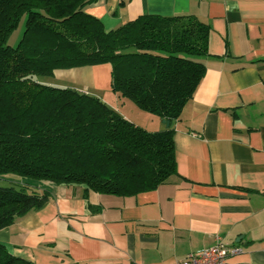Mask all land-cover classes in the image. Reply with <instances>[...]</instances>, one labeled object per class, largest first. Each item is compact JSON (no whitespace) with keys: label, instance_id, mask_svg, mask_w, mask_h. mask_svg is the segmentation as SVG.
I'll return each instance as SVG.
<instances>
[{"label":"crops","instance_id":"1","mask_svg":"<svg viewBox=\"0 0 264 264\" xmlns=\"http://www.w3.org/2000/svg\"><path fill=\"white\" fill-rule=\"evenodd\" d=\"M97 0L107 30L141 14L194 15L209 24L206 73L175 129L177 174L131 196L38 181L51 200L0 229V243L34 264H174L216 236L242 248L229 264H264V0ZM109 63L41 78L101 98L150 131L160 117L112 92ZM136 115V116H134Z\"/></svg>","mask_w":264,"mask_h":264},{"label":"trees","instance_id":"2","mask_svg":"<svg viewBox=\"0 0 264 264\" xmlns=\"http://www.w3.org/2000/svg\"><path fill=\"white\" fill-rule=\"evenodd\" d=\"M96 1L0 0V180L17 179L0 184V229L51 200L29 180L131 196L177 174L172 124L206 73L211 28L194 15L141 14L107 30L86 11ZM103 63L114 93L169 126L147 130L97 96L41 81ZM0 264L34 263L0 243Z\"/></svg>","mask_w":264,"mask_h":264},{"label":"built area","instance_id":"3","mask_svg":"<svg viewBox=\"0 0 264 264\" xmlns=\"http://www.w3.org/2000/svg\"><path fill=\"white\" fill-rule=\"evenodd\" d=\"M241 251V247L229 245L220 236H216L211 246L205 247L199 252L191 253L187 258L177 260L174 264H229L230 256Z\"/></svg>","mask_w":264,"mask_h":264},{"label":"rangeland","instance_id":"4","mask_svg":"<svg viewBox=\"0 0 264 264\" xmlns=\"http://www.w3.org/2000/svg\"><path fill=\"white\" fill-rule=\"evenodd\" d=\"M23 27H24V23H21V25H20V27H19V29L18 30H16L14 33H13V35L11 36V38H10V41H9V43L11 44V45H15L16 43H17V41H18V39H19V37H20V34H21V31L23 30ZM113 92V91H112ZM107 93L108 92H100V94L102 95V97L104 96L105 98L107 97V98H109V96L107 95ZM101 97V98H102ZM134 116H136V115H134ZM148 130V129H147ZM12 176H15V177H18V176H16V175H12ZM17 180V179H16ZM16 180H15V178L13 179V178H11V177H7V178H5V179H2V180H0V184H2V185H6V183H10V182H16ZM29 181H31L32 183H36L37 184V182L38 181H36V180H29ZM6 182V183H5ZM37 186V185H36Z\"/></svg>","mask_w":264,"mask_h":264},{"label":"water","instance_id":"5","mask_svg":"<svg viewBox=\"0 0 264 264\" xmlns=\"http://www.w3.org/2000/svg\"><path fill=\"white\" fill-rule=\"evenodd\" d=\"M166 123V126H169L170 122L167 120H163Z\"/></svg>","mask_w":264,"mask_h":264}]
</instances>
